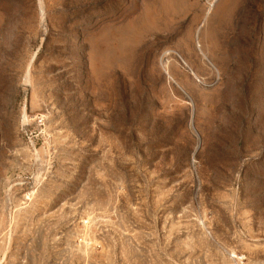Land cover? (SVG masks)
I'll list each match as a JSON object with an SVG mask.
<instances>
[{"label": "rangeland", "instance_id": "obj_1", "mask_svg": "<svg viewBox=\"0 0 264 264\" xmlns=\"http://www.w3.org/2000/svg\"><path fill=\"white\" fill-rule=\"evenodd\" d=\"M0 264H264V0H0Z\"/></svg>", "mask_w": 264, "mask_h": 264}]
</instances>
